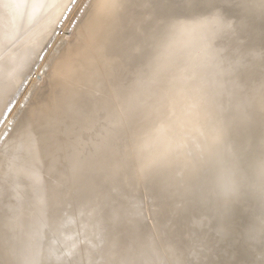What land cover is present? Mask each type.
Returning a JSON list of instances; mask_svg holds the SVG:
<instances>
[{
    "label": "bare ground",
    "instance_id": "1",
    "mask_svg": "<svg viewBox=\"0 0 264 264\" xmlns=\"http://www.w3.org/2000/svg\"><path fill=\"white\" fill-rule=\"evenodd\" d=\"M236 1L238 11L218 7L201 12L202 8L186 6L188 0L153 4L150 0H98L116 7L102 18H85L84 30L68 41L53 63L50 76L56 85L50 98L16 123L31 124L32 138L20 135L0 150V264L166 262L157 259L158 251L166 246L160 251L168 252L172 243H160L158 249L154 231L142 227L139 205L117 200L111 192H131L136 197L139 175L141 180L154 181L155 176L147 172L158 154L148 145L161 128L166 129L168 140L181 134L176 150H163L173 157H200L248 124H258L261 133L264 55L259 40L264 28L246 25L242 16L263 17L264 0H251L253 7L247 0ZM67 3L0 0V122L17 99L30 73L28 67L36 63L50 39L52 21L63 16ZM178 7L191 8L186 10L188 16ZM218 11L232 25L230 29L217 23ZM261 65V80L253 82ZM31 83L22 90L7 120ZM83 99L88 101L86 111L81 109ZM55 112L60 121L55 133L48 134L46 126ZM155 120L161 124L155 125ZM153 126H157L154 135L147 132ZM196 137H200L198 145L193 142ZM242 145L243 149H236L247 154L248 147ZM184 176L179 175L185 184L171 178L155 180L158 200L163 201V192L169 190L171 201L185 205L193 199L192 210H198L209 199L214 179L209 176L206 188L197 193V184L187 186ZM257 196L252 207L264 212V198ZM239 198L245 197H221L226 203ZM208 222L203 216L191 220L190 227L200 232ZM155 229L158 232L159 226ZM251 236L250 232L243 235L247 250L253 245ZM255 244L262 243L258 239ZM189 253L190 257L195 254ZM173 257L176 264H186L178 255Z\"/></svg>",
    "mask_w": 264,
    "mask_h": 264
},
{
    "label": "rangeland",
    "instance_id": "2",
    "mask_svg": "<svg viewBox=\"0 0 264 264\" xmlns=\"http://www.w3.org/2000/svg\"><path fill=\"white\" fill-rule=\"evenodd\" d=\"M150 1H153L151 3L153 4L158 0ZM83 3L84 0H76L75 3H73L72 0H68L67 5L62 10V13L65 12L63 16L60 17V15H57L52 21L50 25V27H52L51 29H53L51 37L41 51L36 63L28 67L30 73L24 81L19 91L20 93H18L17 99L23 92L22 90L32 81L30 88L25 94V98H22L14 115L11 114L9 120H7L9 112H11L9 109L12 108L11 110H13L17 101V99H14L8 108V112L1 119L0 129L2 130H0V150L5 143L10 144L12 139H19L21 134L18 131H20L19 128L21 129L22 125L19 123L16 125V123L21 115L33 111L34 107L39 105L40 102H45L46 104L47 99L50 98V93L56 85V82L52 81L50 76L53 63L58 56L62 54L63 48L67 45L68 41H74L75 35H77L80 30H84L83 21L85 17L80 11ZM246 4L253 7L254 2L247 0ZM218 7L224 9V11H238L239 4L236 0H219ZM178 8L184 16H188L186 10L188 11L194 7L189 9H184V7ZM198 8L203 9H201V12L206 10L204 7ZM261 15L263 17L259 16V18H257L253 14L250 16L244 14L242 20L246 25H251L253 23V25L258 24L264 28V13ZM58 18L61 19L57 21ZM67 18L69 19L67 20ZM87 46L89 48L92 47L91 41L88 42ZM259 46L260 52L264 55V33L262 39L259 40ZM42 58L46 59L43 65H41ZM95 58L98 60L97 56ZM100 69L104 71L102 65H100ZM261 71L262 65L259 67L258 71L253 74V82L261 80ZM35 72H37V74H33ZM263 76L264 71L262 77ZM103 80L106 84L110 83L106 77H104ZM107 88L109 87L107 86ZM222 95L223 93L220 96L222 97ZM58 113L59 112L53 113L51 118L55 126L60 121ZM159 121L161 122V120H155V125L158 123L160 125L161 123ZM163 126L164 125L160 127ZM156 127L157 126L148 128L149 130L147 132L154 135L153 132ZM248 128H251L252 132L249 131L251 135L246 137ZM258 128V124H248L244 126V128H239L238 132H233L234 138L227 137L226 139L224 138L217 141L214 147H210L206 153L203 154L205 156L202 155L200 157H189L185 154L173 157V153L171 152V154L164 153L163 150L167 147L176 150L179 147L181 138V134H177L174 139L168 140L166 129L161 128L158 135L150 142L148 146L152 150L156 148L153 151L158 155L155 164H153V166H155L150 168L151 170L149 169L147 174L152 175V177L155 176V182L171 178V180L178 179L181 184L183 181L179 175L183 174L185 175L184 179L187 186L192 187L193 182L194 185L197 184L194 191L198 193L206 188L208 177H213L214 182L209 188L210 197L208 200L201 202L203 206H199L198 210H192L193 201H195L193 199L188 200L185 205L171 201V198L167 197L169 195V190L163 192L165 197L162 199L163 201H159V189L154 187V181L150 180L146 182L145 180H141V175L138 176L140 180L136 190V197L130 196L129 194L131 192L123 195L118 194L115 190L111 192L117 200L126 204L131 202L139 205L143 214L142 227L150 228L154 231L153 234L155 236H153L159 244L158 249L162 246L160 243H172V251L167 250L168 252H166L165 250V253H163L166 246H163L164 249L160 248L163 252L160 250L158 251L159 255H157V259L158 257H162L163 260H166V262H162V264H176L173 255H178L179 258L186 261V264H261V260L264 259L261 255L262 251H264V212L252 207L253 203L259 199L257 194L264 198V154L261 153V133L258 132ZM5 133L8 134L5 135ZM12 133V137L8 138ZM193 142L198 145L200 143V137H196ZM249 143L251 144L250 147ZM242 144H246L245 146L248 147L249 151L247 154H241L242 151L238 152L236 149V147H241ZM161 153L163 154L161 155ZM176 161H178L177 164ZM134 163L135 161L132 164ZM236 195H243L245 198L242 200L239 198V203H235L234 201L226 203L224 202L225 200L221 199V197H223L228 200ZM167 199L169 200L167 201ZM177 205H179V207ZM196 207L197 206H195V208ZM175 213L178 214L179 217H175L173 215ZM203 216L209 220L208 223L202 225L203 231H196V228L191 229L190 221L196 218L201 219ZM246 216H251L252 219L247 220ZM162 219L166 223L161 226L163 223ZM158 226L159 229L157 232L155 228ZM247 232H250L252 234L251 237H253L250 239L253 245L250 246L251 248L249 250L246 249L247 247L245 248L243 243V235ZM196 236L199 238L196 239ZM258 239L262 243L259 246L255 244ZM205 246L206 248H204ZM202 247L204 248V252L200 253V255L197 252ZM190 251L193 252L191 254H197L190 257L188 255ZM160 252H162L161 255ZM163 256L165 258H163Z\"/></svg>",
    "mask_w": 264,
    "mask_h": 264
},
{
    "label": "snow or ice",
    "instance_id": "3",
    "mask_svg": "<svg viewBox=\"0 0 264 264\" xmlns=\"http://www.w3.org/2000/svg\"><path fill=\"white\" fill-rule=\"evenodd\" d=\"M76 0H73V3H75ZM219 5V0H188V4L186 6L188 7H204L209 10L217 9ZM116 6L113 4L108 3H100L98 0H84L83 6L80 9V11L83 13V16L87 19H94V18H102L104 17L107 12ZM217 21V23H220L223 28L230 29L232 25L230 23L224 22V17L222 12H217L216 16L214 17ZM82 111H86L88 101L87 99H83L80 102ZM11 111V109H9ZM246 119H254V116L252 117H246ZM260 124H261V138H260V148L261 153L264 154V113L260 114ZM46 130L48 134H54L55 133V123L49 122V124L46 126ZM34 129L32 128L31 124H27L24 127L20 129V134L27 136L29 139L33 136ZM8 133H5L7 135ZM251 144L249 143V147ZM243 149V145L241 146ZM262 257H264V251L261 253ZM123 264H134V261L126 259L123 261ZM261 264H264V259L261 260Z\"/></svg>",
    "mask_w": 264,
    "mask_h": 264
},
{
    "label": "water",
    "instance_id": "4",
    "mask_svg": "<svg viewBox=\"0 0 264 264\" xmlns=\"http://www.w3.org/2000/svg\"><path fill=\"white\" fill-rule=\"evenodd\" d=\"M73 1V0H72ZM72 3V2H71Z\"/></svg>",
    "mask_w": 264,
    "mask_h": 264
}]
</instances>
